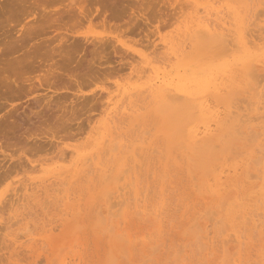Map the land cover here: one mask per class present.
I'll return each instance as SVG.
<instances>
[{"label":"rangeland","instance_id":"1","mask_svg":"<svg viewBox=\"0 0 264 264\" xmlns=\"http://www.w3.org/2000/svg\"><path fill=\"white\" fill-rule=\"evenodd\" d=\"M93 1L0 0V166H3L1 163L4 164V161H8V169H14L9 171L5 163L4 173V167H0V204L6 202L1 199H8L7 206L11 209L5 204L7 211L4 210L6 207L2 210L6 215L3 214L4 211L0 212V264H199L203 256L205 262L202 260V264H229L230 257L235 264H264V217L257 220L258 225L255 222L254 225L249 223L241 227L239 239L232 235L241 221L238 218L234 220L233 215L239 213H233L234 209L242 207L241 211H247L250 215L264 211V194L261 193L264 191V183L260 180L253 190L250 189L252 184L250 186L243 181L246 169L242 170L239 156L241 151L246 154L253 153L252 160L257 156L258 159L264 158V118L260 117L264 116V109L255 110V100L261 96L264 98V63H257L258 67H255V82L258 83L263 76V80L258 83V91L260 89L261 92L252 87L253 84L247 85L252 87L248 89L240 82L241 86L237 88L234 97L243 98L235 101L233 98V102L239 101L238 104L233 103L234 105L238 106L240 103L242 109H245L239 111L242 114L247 112L250 117L244 126V134L227 137L221 145L215 147L210 156L200 153L190 158L193 161H189L183 153L186 147L184 140L187 124L180 123L171 112L154 110L149 98H146L156 76L172 75L177 64L182 61H190L193 64L219 62L220 57L214 49L196 46L185 35V29L196 8L201 12L204 6L213 4L218 7L221 4L218 9H222L221 13L226 18H231L232 15L229 12L227 14V10L234 7L240 17L242 16L241 19L247 16L248 22H251L252 18L256 17L255 9L264 10V0H242L244 3L241 0H178L183 6L186 4L182 9L177 0H99L98 3L95 0L97 4ZM263 14L257 15L258 19L253 20L258 23L255 24L256 27L252 25L255 28L250 26L252 23H246L249 24L247 28L250 30H257L259 36L252 35L253 38L258 40L262 35L263 43L254 39L257 44L255 50H264ZM111 15L117 16V19H111ZM251 32L256 34L252 30ZM75 41L77 44L79 42L80 46L77 47L81 49L77 48L78 51L73 47L72 50L78 52L70 51V60L66 54L68 57L63 61L64 55L61 56L60 50L57 52V47L60 49V44L64 42L61 49L63 51L71 42L76 44ZM101 41H104V45ZM109 41L113 43L112 46L110 43L105 44ZM69 50L67 47L65 52ZM235 53L236 48L233 45L222 56L232 63ZM13 83L14 91L11 87L14 86ZM16 84H21V91H16ZM33 87L41 89L34 91ZM245 92H248L247 95ZM244 100L249 103L247 108ZM113 116L123 120H119L114 126ZM255 116L260 118L253 120ZM247 129L252 130L253 134L262 133L257 135L259 137H253L256 138L252 139L255 141L253 144L250 142L251 138L249 142L246 140L252 136L248 135L250 132H246ZM114 143L116 147L114 146L112 156L110 148H113ZM258 146L263 149L257 148ZM229 147H232L229 154L233 159L223 163L222 151ZM208 159H213V163H220L216 173L223 167L222 175H227L222 177V180L231 184V187L226 189L228 192L225 190L230 196L228 203L232 204L231 208L227 204L219 203L214 194L208 189L205 190L206 173L213 164ZM22 164L24 167L20 166ZM235 164L239 165L237 173L228 170ZM251 164L250 173H258L260 179L264 177V165H255L256 162L254 164L253 161ZM78 168H82V171L75 174L74 171ZM146 168L148 172L145 171ZM105 172L109 175L108 179L104 176ZM189 174L195 179H191ZM121 176L122 180L118 181ZM51 179L53 182H61L54 185L55 182L51 183ZM254 179L251 177L249 181L253 182ZM62 180L66 182L63 186ZM125 182L128 183L127 186ZM209 182L212 183L211 180ZM21 183L25 184L22 186ZM45 183L47 194L43 192ZM31 184L35 188L40 186L41 192L31 187ZM18 186H21L22 190L20 188L18 191ZM27 187L30 189L26 190ZM117 187L123 188L120 191ZM14 190L16 196L17 193L23 192L25 195L23 193L22 197L19 195L16 198ZM106 192H109L110 202L124 198L119 200L121 203L124 200V205L120 203L119 213L115 212L119 207L116 203L114 207L108 206L109 201L104 198ZM49 193L54 194L53 198H60L62 193L64 195L58 198V203ZM23 196L30 201L32 199V202H27ZM43 197L48 203L49 199H52V203L48 206L46 201L42 202ZM14 198L19 202L17 200V204L11 205V202L16 200ZM130 198L133 200H129ZM18 205L20 209L16 208ZM97 209L100 216L97 215ZM207 209L209 215L211 210H214L218 217L220 214L223 226L218 225L224 228L222 231L219 230L221 227L216 225L217 221L220 223L216 215L211 214L216 219L207 221V214L204 213ZM108 211L114 212V216ZM137 211L141 212L138 216ZM115 213H118L119 217ZM7 214L14 215L12 218L15 215L17 218L19 214L18 222L14 218V224H11L13 220ZM194 216L197 227L196 223L193 225ZM5 217L9 218L8 220L11 218V222ZM99 217L104 219L99 220ZM5 220L10 224L4 223ZM1 222L8 228L2 227L4 224ZM117 233H125V236L122 234L121 239L122 236L116 235ZM196 234H199V241L205 245L204 250L198 247ZM227 237H230L228 241ZM233 237L238 241H233ZM223 238L227 243L222 244ZM149 245H156L157 248L153 247L154 252ZM224 246L229 256L226 261L222 257ZM59 247L66 249H60L63 251L61 252L58 251ZM260 249L263 250L262 253ZM233 250L237 253L231 255ZM112 255L113 262L110 261ZM174 256L178 260L173 262Z\"/></svg>","mask_w":264,"mask_h":264},{"label":"bare ground","instance_id":"2","mask_svg":"<svg viewBox=\"0 0 264 264\" xmlns=\"http://www.w3.org/2000/svg\"><path fill=\"white\" fill-rule=\"evenodd\" d=\"M95 1V0H94ZM94 1H93V3H94ZM98 1L99 0H97V3H98ZM233 1V0H232ZM242 1V0H241ZM251 1V0H250ZM177 2H179L178 0H177ZM243 3H244V1H242ZM241 2V3H242ZM247 2V1H246ZM95 3H96V1H95ZM96 3V4H97ZM179 3H181V1L179 2ZM215 3V2H214ZM227 3V2H226ZM231 3V2H230ZM230 3H228L229 5H230ZM236 3V2H235ZM240 3V4H241ZM257 3V2H256ZM182 4V3H181ZM181 4H179L180 5V8L182 9V7H186V4H184L185 6H183V4H182V6H181ZM221 5V4H220ZM220 5H218V7H216V6H213V4H210L209 6H204L203 7V11H201V12H199L200 11V9H198V8H196V11H195V14L193 15V17H192V19H191V21H190V23L188 24V26L186 27V29H185V35L188 37V40H190V42H192V43H194V45H196V46H199V47H201V48H204V49H206V48H212V49H214L215 50V53H216V55L218 56V57H220V59H219V62L217 63H215V64H212V63H206V62H202V63H199V64H193L192 62H190V61H182V62H180L179 64H177V67H176V69H175V71H174V73L172 74V75H167V76H159V75H157L156 76V78H155V81L153 82V84L149 87V90L147 91V95H146V98H149V102L153 105L152 107L154 108V110H156V111H165V112H171V113H173L175 116H176V118L178 119V121L180 122V123H184V124H187V129H186V132H185V140H184V144L186 145V147L184 148V150H183V153H184V155H186L187 157H188V159H189V161L191 160V161H193L192 159H190V158H192V157H194L195 155H197V154H200V153H205L207 156H210L212 153H214V151H215V147L217 148V146H219V145H221V143H222V141H224V139H226L227 137H236L237 135H239L240 133H243L245 130H244V126L248 123V121L250 120V117L248 116V114H247V112L245 113V114H242L240 111H239V109L241 110L242 109V106H240V103H239V107L238 106H236V105H234L233 103H237L238 104V102H233V98H234V101L235 100H242V98L243 97H241L240 99H237V98H235L234 97V95H235V92H237V88L238 87H240L241 86V84H240V82H242V83H244L246 86L247 85H250V84H253V86L252 87H254L257 91H258V88H259V85L260 84H258V83H260L261 82V80H263V76L260 78V81L257 83V82H255V79H256V77H257V74H256V69H255V67H258L257 66V63H261V62H263L264 63V50L262 49V48H258V50H255V47H257V44L255 43V40L254 39H256V37H254L253 38V36L255 35V36H259V35H257L258 33H256V31L257 30H255V29H253V28H255L256 26H255V24H258L257 22H255L254 23V21L253 20H255L256 18L258 19V17H257V15H262L264 12H262V11H264L263 9L262 10H260V8H258V10L257 9H255L253 12H254V14L256 15V17H254L255 19H253L252 18V21H251V19H250V21L251 22H248L249 20H248V17L247 16H245V17H243V19H241V17H240V15H239V12L233 7V8H228V10H227V14H228V12H229V14L230 15H232V17L231 18H226V16H224L222 13H221V10L220 9H218L219 8V6ZM225 5V4H224ZM245 5H247L248 6V4H246L245 3ZM244 5V6H245ZM188 6V5H187ZM234 6H235V4H234ZM246 6V7H247ZM251 7V6H250ZM236 8H237V6H236ZM239 8V7H238ZM237 8V9H238ZM241 8H244L245 9V7H241ZM184 9V8H183ZM243 9V10H244ZM250 9V8H249ZM249 9H248V13H249ZM224 10V9H223ZM242 10V9H241ZM260 10V11H259ZM241 12V11H240ZM245 12H247V10L245 11ZM253 12H251L252 14H253ZM262 12V13H261ZM182 13V12H181ZM256 13H258V14H256ZM226 15V14H225ZM242 15H243V13H242ZM245 15V14H244ZM243 15V16H244ZM264 15V14H263ZM112 17H111V19H117V16H115V15H111ZM251 16H253V15H251ZM250 18V17H249ZM260 20V19H259ZM263 21V20H262ZM249 23V24H251L250 26L251 27H253V26H255V27H253V28H251L250 26V28H251V30L254 32V33H256V34H253L252 32H251V30L249 29V28H247V26L249 25V24H247L246 25V23ZM264 24V23H263ZM181 25V24H180ZM253 25V26H252ZM260 26V25H259ZM181 27V26H180ZM261 27V26H260ZM264 27V26H263ZM247 28V29H246ZM259 32V31H258ZM264 34V33H263ZM253 35V36H252ZM257 38H259V37H257ZM68 40H69V38H67ZM261 39H262V35H261ZM261 39H258V40H261ZM67 40V41H68ZM257 40V39H256ZM257 40V41H258ZM65 41V40H64ZM72 41V40H71ZM262 41V40H261ZM70 42V41H69ZM68 42V43H69ZM73 42H74V40H73ZM73 42H71V44L69 45V46H65L66 48H64L65 50H61L62 49V47H64V42L62 43V45L60 44V49L57 47V52H59V50L61 51V52H59V53H61V56L62 55H64V56H62L63 58H62V60L64 61V60H66L65 58H67L68 56H66V54L67 55H69V57L67 58L68 60H70L69 58L71 57L70 56V54H68V53H71L70 51H73L72 49H74L73 47H76L75 49H77V48H79V47H77V45L79 44V42H78V44L76 43V41H75V43L76 44H74ZM100 42V41H99ZM102 42V41H101ZM104 42V41H103ZM102 42V43H103ZM67 43V42H66ZM65 43V44H66ZM108 43H110L111 44V41H109V42H105V44H108ZM262 43H263V41H262ZM73 44H74V46H73ZM109 44V45H110ZM113 44V43H112ZM112 44H111V46H112ZM170 44V43H169ZM186 44V43H185ZM99 45H100V43H99ZM103 45H104V43H103ZM109 45H105V47H109ZM235 46V48H236V53H235V55H234V58H233V62L231 63L229 60H227V59H224L223 58V53L225 52V51H227L231 46ZM70 46H72L71 47V50H69V47ZM78 46H80V45H78ZM100 46H102V45H100ZM99 46V47H100ZM67 47H68V52H65V51H67ZM104 47V46H103ZM103 47H101V49H103ZM104 47V48H105ZM114 47V46H113ZM116 47V46H115ZM170 47V46H169ZM187 48V47H186ZM79 49H81V48H79ZM169 49V48H168ZM78 50V49H77ZM77 50H74L73 52L75 53V51H77ZM79 51V50H78ZM77 51V52H78ZM177 51H179V50H177ZM176 51V52H177ZM191 51H193V50H191ZM62 52H64V53H62ZM72 52V54H74ZM76 52V53H77ZM168 52V51H167ZM171 52H172V50H171ZM192 53V52H191ZM58 55H60V54H58ZM179 55V54H178ZM61 56H59L60 58H61ZM66 56V57H65ZM230 57V56H229ZM228 57V58H229ZM232 57V56H231ZM230 57V58H231ZM172 59V58H171ZM204 59V58H203ZM67 60V61H68ZM147 60V59H146ZM169 60V59H168ZM153 61V60H152ZM200 61H202V60H200ZM199 61V62H200ZM150 62V61H149ZM194 62V61H193ZM195 62H198V61H195ZM146 63H148V62H146ZM150 64V63H149ZM155 64V63H154ZM163 64V63H162ZM259 65V64H258ZM153 67H155L154 65H153ZM152 67V68H153ZM143 69H145L144 67H142ZM170 68V67H169ZM174 68V67H173ZM168 69V68H167ZM155 70V69H154ZM164 70V69H163ZM172 70V69H171ZM142 71V70H141ZM150 71V70H149ZM156 72V71H155ZM154 73V72H153ZM158 73V72H157ZM141 75V74H140ZM142 76V75H141ZM140 76V77H141ZM260 76V75H259ZM154 78V77H153ZM258 80H259V78H258ZM258 80H256V81H258ZM264 82V81H263ZM14 84V83H13ZM13 84H11V85H13ZM139 84V83H138ZM258 84V85H257ZM17 85V84H16ZM141 85V84H140ZM43 86H49V85H43ZM135 86H139V85H136L135 84ZM143 86V85H142ZM12 87V91H14L15 90V84H14V86H11ZM13 87H14V89H13ZM17 89H16V91H21L20 90V88L19 87H21V84H20V86H18L17 85ZM252 87H250V86H247V87H245V88H251L252 89ZM7 88V87H6ZM23 88H24V85H23ZM39 88V87H38ZM38 88H35L36 90H38ZM128 88V87H127ZM133 88V87H132ZM136 88V87H135ZM19 89V90H18ZM21 89H22V87H21ZM35 89H34V87H33V90L35 91ZM39 89H41V88H39ZM43 89V88H42ZM264 89V88H263ZM6 91H7V89H6ZM5 91V92H6ZM10 91V90H9ZM246 91V90H245ZM11 92V91H10ZM123 92H126L127 93V91H123ZM244 92V91H243ZM255 92V91H254ZM258 92H261L260 91V89H259V91ZM257 92V93H258ZM263 93H264V91H262ZM8 93V92H7ZM11 93H13V92H11ZM129 93V92H128ZM134 93V92H133ZM246 93V92H245ZM248 93V92H247ZM247 93H246V95H247ZM121 94V93H120ZM255 95H256V92H255ZM261 95V94H260ZM122 96V95H121ZM115 97V96H114ZM114 97H112V98H114ZM94 99V98H93ZM92 99V100H93ZM246 99V98H245ZM254 99H255V97H254ZM111 100V99H110ZM117 101V100H116ZM241 102V101H240ZM120 103V102H119ZM119 103H118V105H119ZM133 103V102H132ZM243 103H245L244 105H245V108H247V105L249 104V103H246V101L244 100V102ZM104 104V103H103ZM102 104V105H103ZM109 105V104H108ZM252 105H254L253 103H252ZM255 105H256V107H255V110L256 111H258L259 109H261V108H263L264 109V98L261 96V97H259V98H257L256 100H255ZM110 107V106H109ZM128 107H129V105H128ZM138 107V106H137ZM120 108H122L121 106H120ZM112 109V108H111ZM123 109H124V106H123ZM251 109H253V108H251ZM242 110H245V109H242ZM247 110V109H246ZM117 111V110H116ZM125 111V110H124ZM109 112V111H108ZM107 114V113H106ZM253 114V113H252ZM125 115H127V114H125ZM104 117V116H103ZM116 117L117 116H113L112 117V121H113V123L115 124L114 126H116L117 124L116 123H118V121L119 120H123V118H120L119 120L118 119H116ZM252 118H253V116H251ZM257 116H255L254 117V119L253 120H256L257 118H260V117H262V118H264V116H258L257 118H256ZM110 121V120H109ZM123 124V123H122ZM257 125V124H256ZM261 125V124H260ZM253 126H255V125H253ZM258 126V125H257ZM249 127V126H248ZM260 127V126H259ZM103 128V127H102ZM260 129V128H259ZM144 131V130H143ZM146 131V130H145ZM251 131L252 130H249V129H247V131L246 132H250V134H248L249 136H251V137H249L248 139L246 138V140L249 142V139L250 140H252V139H254V140H256V138H253V137H256L258 134L259 135H261L260 133H255V134H253L254 132L252 131V133H251ZM97 133V132H96ZM143 133V132H142ZM244 134V133H243ZM158 135V134H157ZM247 135V136H248ZM97 137V136H96ZM257 137H259V136H257ZM96 140V139H95ZM106 139H104V141H105ZM109 140V139H108ZM137 140V139H136ZM254 140H252V141H250L251 143L254 141ZM34 141V140H33ZM35 142V141H34ZM37 142V141H36ZM114 142V141H113ZM116 142V141H115ZM145 142V141H144ZM255 142V141H254ZM239 143V142H238ZM237 143V144H238ZM33 144V143H32ZM108 144H110V143H108ZM131 144V143H130ZM247 144V143H246ZM253 144V143H252ZM92 146V145H91ZM90 146V147H91ZM115 143L114 144H112V147L113 148H110L111 149V151H112V156H113V150H115ZM236 147V146H235ZM260 146H258L257 148H259ZM263 147H264V145H263ZM154 148V147H153ZM237 148V147H236ZM243 148H244V146H243ZM83 149V148H82ZM231 149H232V147H229V148H227V149H225V150H223L222 151V156H224V161H223V163H227L226 161L228 160V159H233V158H231L232 156L229 154V152L231 151ZM259 149H261V147L259 148ZM263 149V148H262ZM261 149V150H262ZM154 150H155V148H154ZM237 150V149H236ZM243 150V149H242ZM264 150V149H263ZM71 151V150H70ZM82 151V150H81ZM135 151V150H134ZM244 151V150H243ZM247 151H248V149H247ZM257 151V150H256ZM28 152H29V150H28ZM31 152V151H30ZM136 152V151H135ZM155 153H156V151H154ZM233 152V151H232ZM22 153H23V151H22ZM68 153H70V152H68ZM82 153V152H81ZM134 153V152H133ZM159 153V152H158ZM233 153H238V152H233ZM241 153V154H240ZM240 153H239V156H240V160H241V165L243 166V168H242V166H240V168H242V170H244V169H246V176L244 177L245 178V180H243L244 182H247V183H249L250 184V186H251V184H252V186L250 187V189H254L255 187H256V185L259 183V181L260 180H262V183H264V177H261V179H260V177L257 175V174H251L250 173V169H251V167H252V164H251V161H253V163L255 164V162H256V164L255 165H260L261 164V166H263L264 165V155H263V159H258V156H257V158H255V160L253 159L252 160V158H253V156H254V154L253 153H244V152H241L240 151ZM256 153V152H255ZM23 154H26V152H24ZM71 154H72V152H71ZM232 154V153H231ZM263 154V153H262ZM94 155V154H93ZM242 155V156H241ZM258 155V154H257ZM236 156H238V154L236 155ZM236 156H234L235 158H236ZM262 156V155H261ZM120 157V156H119ZM139 158V157H138ZM93 159V158H92ZM17 160V159H16ZM18 160H21V159H18ZM26 160V159H25ZM32 160V159H31ZM30 160V161H31ZM86 160H89V158H86ZM209 161H212V163H213V159H208ZM2 161H3V159H2ZM22 161V160H21ZM93 161V160H92ZM237 161V160H236ZM78 162H79V160H78ZM140 162H141V159H140ZM5 163H6V161H4V164L3 163H1V165H3V166H0V167H4L3 169H5ZM8 161H7V163H6V166L8 165ZM13 163V162H12ZM21 163H23V162H21ZM90 164H91V162H89ZM142 163V162H141ZM216 163V162H215ZM215 163H213V164H211L210 165V168L207 170V172L208 173H206V179H205V184H206V187H205V190L206 189H208L212 194H214V196H216L217 198V200H218V202L219 203H223L224 205L225 204H227V206H229L230 208L232 207V204H229L228 203V201H229V199H230V196H228V191L226 190L227 189V187H229L231 184H229L228 182H227V180H226V182L225 181H223L222 180V177H227V175L225 174H223L222 175V173L224 172V169H223V167H221L220 169H219V173H216V172H218V167H220L219 166V162H218V164L216 163V165H214ZM17 164H20V163H17ZM16 164V165H17ZM24 164H28V162L27 163H25L24 162ZM113 164V163H112ZM143 164V163H142ZM10 165H11V162H10ZM13 165L15 166V164L13 163ZM29 165V164H28ZM107 165V164H106ZM109 165V164H108ZM143 165H145V164H143ZM184 165V164H183ZM9 166V165H8ZM8 166H7V169H8ZM21 167L23 166V164L22 165H20ZM27 166V165H26ZM31 166V165H30ZM64 166V165H63ZM77 166V165H76ZM24 167V166H23ZM33 166H31L30 168H32ZM35 167V166H34ZM109 167V166H108ZM112 167H113V165L111 166V168L109 169V171L110 170H112ZM139 167V166H138ZM142 167V166H141ZM239 167V165H233V167H231V169H228V170H231L233 173L234 172H236L237 171V168ZM18 168H20V167H18ZM97 168V167H96ZM95 168V169H96ZM130 168V167H129ZM194 168V167H193ZM9 169H10V167H9ZM8 169V170H9ZM33 169V168H32ZM94 169V168H93ZM105 169V168H104ZM187 169H188V167H187ZM186 169V170H187ZM12 170H14V169H12ZM12 170H9V171H12ZM106 170V169H105ZM104 170V171H105ZM108 170V169H107ZM125 170H128L127 168H125ZM124 170V172H125V174H126V171ZM228 170H227V172H228ZM82 171V168H78V169H76L74 172H75V174H77V173H79V172H81ZM129 171V170H128ZM145 171H147V168H146V170ZM144 171V172H145ZM187 171H189V170H187ZM103 172V171H102ZM108 172V171H107ZM107 172H105V174H104V176L105 177H107V179L109 178V175L107 174ZM123 172V173H124ZM148 172V171H147ZM190 172V171H189ZM226 172V173H227ZM4 173H6V169H5V172ZM9 172H7V174H8ZM70 173V172H69ZM110 173H111V171H110ZM146 173V172H145ZM237 173V172H236ZM239 173V172H238ZM83 174V173H82ZM88 174V173H87ZM102 174V173H101ZM108 176H107V175ZM154 174V173H153ZM179 174V173H178ZM198 174V173H197ZM196 174V175H197ZM40 175V174H39ZM61 175V174H60ZM123 175V174H122ZM190 175V174H189ZM236 175V174H235ZM66 176V175H65ZM68 176V175H67ZM142 176V175H141ZM140 176V177H141ZM159 176V175H158ZM191 177V179H195L192 175H190ZM251 177L253 178H255L254 180H253V182L252 181H249V179H251ZM66 178V177H65ZM65 178H64V180H65ZM161 177L159 176V179H160ZM164 178V177H163ZM230 178H231V176H230ZM119 179L120 180H122V176L121 177H119L118 178V181H119ZM25 180H27V179H25ZM46 180V179H45ZM52 180V179H51ZM55 180V179H54ZM64 180H62V181H64ZM209 180H211V182L212 183H210L209 182ZM72 181V180H71ZM73 181H74V179H73ZM103 181H106V180H104L103 179ZM131 181H133V180H131ZM148 180H146V182H147ZM29 182V181H28ZM37 182V181H36ZM45 182V181H44ZM55 182V181H54ZM53 182V180H52V182L51 183H54ZM61 182V181H60ZM59 182V183H60ZM65 182V181H64ZM61 183V185L63 186L64 184H66V182L65 183ZM100 182H101V180H100ZM122 182V181H121ZM145 182V183H146ZM149 182V181H148ZM233 181H231V183H232ZM236 182V181H235ZM251 182V183H250ZM31 183H33V182H31ZM35 183V182H34ZM38 183H40L39 181H38ZM58 183V181L56 180V182L54 183V185L55 184H57ZM58 183V184H59ZM126 183V185L125 186H127L128 185V183L127 182H125ZM237 183V182H236ZM236 183H234V184H236ZM22 184V186H23V184H25V183H21ZM30 184V183H29ZM29 184H27V185H29ZM41 184V183H40ZM43 184V183H42ZM46 184L47 183H45V187H44V185H42L43 187H44V193H46L47 194V192H48V189H47V186H46ZM129 184H130V182H129ZM147 184V183H146ZM50 185V184H49ZM49 185H48V188H49ZM122 185H123V183H122ZM189 185V184H188ZM191 185V184H190ZM195 184H192V186H194ZM244 185V184H243ZM34 185H32L31 184V187H33ZM42 186H41V188H42ZM51 186H52V184H51ZM58 186V185H57ZM56 186V188H58ZM62 186L60 187V185H59V188H61L62 189ZM69 186H70V184H69ZM95 186V185H94ZM30 187V186H29ZM119 187V186H118ZM117 187V188H118ZM129 187V186H128ZM231 187V186H230ZM242 187V186H241ZM20 188H21V190H22V187L21 186H18V191H20ZM33 188H35V187H33ZM39 188H40V186H39ZM39 188H35V189H38V191L39 192H41L40 190L41 189H39ZM54 188V189H53ZM53 188H51V190L53 189V191H55V187L53 186ZM59 188H58V190H59ZM123 188V187H122ZM122 188H120V189H122ZM147 188V187H146ZM199 188V187H198ZM233 188H235V187H233ZM15 190H17L16 188H14ZM28 189H30V188H28L27 187V189L26 190H28ZM68 189V188H67ZM119 188H118V190H120ZM232 189V188H231ZM230 189V190H231ZM257 189H258V187H257ZM9 190V189H8ZM15 190H14V192H15ZM33 190V189H32ZM57 190V191H58ZM71 190V189H70ZM197 190V189H196ZM207 190V191H208ZM227 192H226V191ZM261 190V189H260ZM260 190H257V192L258 191H260ZM7 191V190H6ZM36 191V190H35ZM56 191V192H57ZM121 191V190H120ZM119 191V192H120ZM143 191H144V189H143ZM33 191H30V193L33 195L34 194V192L32 193ZM42 192V193H43ZM51 192V191H50ZM131 192H132V190H131ZM148 192V191H147ZM166 192V191H165ZM255 192V191H254ZM21 193H22V191H21ZM24 193V194H23ZM22 194L23 195H25V192H23ZM41 193V194H42ZM58 193H60V192H58ZM76 193V192H75ZM107 194L104 196V195H102V196H104V198H106V200H108L109 201V203H108V206L111 208V207H114L115 205H117V206H119L118 207V210H115V212H120L121 210H119L120 209V206L121 205H124L123 203H124V200H122V203L121 202H119V200L122 198H120V199H117L116 201L117 202H119L118 204H117V202H115V200H113L112 202H110V197H109V192H106ZM112 193V192H111ZM125 193H126V191H125ZM130 193V192H129ZM262 194H264V191H262L261 192ZM22 194H18L17 193V196L19 197V195H20V197H22L21 195ZM28 195H30L29 193H27ZM120 194V193H119ZM121 194H123V193H121ZM142 194H143V192H142ZM148 194V193H147ZM28 195H26V196H28ZM35 195H36V193H35ZM42 195H44V197L45 196H47L48 197V195H45V194H42ZM41 195V196H42ZM62 195H64V193H62ZM62 195H61V197H62ZM117 195H118V193H117ZM117 195L114 197V198H116L117 197ZM189 195H191V194H189ZM13 196H14V194H13ZM17 196H16V192H15V197L17 198ZM49 196H51V198H53V196H54V194L52 195V193H51V195H50V193H49ZM90 196V195H89ZM88 196V197H89ZM108 196V197H107ZM142 196V195H141ZM11 197H12V195H11ZM24 198H26L27 199V197H25V196H23ZM43 197V198H44ZM46 197V198H47ZM56 197V196H55ZM54 197V198H55ZM60 197V198H61ZM98 197V196H97ZM119 197V196H118ZM129 197V196H128ZM159 197V196H158ZM157 197V198H158ZM264 197V196H263ZM10 198V197H9ZM16 198H14V200L16 199ZM32 198H34V197H32ZM54 198H53V200H54ZM59 198V196L57 197V198H55V202L57 201V200H59L58 199ZM64 198V197H63ZM108 198V199H107ZM132 198V197H131ZM129 199V200H133V199ZM208 198V197H207ZM20 200L22 199V198H19ZM122 199H124V198H122ZM126 199V198H125ZM195 199H197V198H195ZM214 199V198H213ZM212 199V200H213ZM3 200H5L6 202H2L1 204H3V205H1L0 204V209H1V211L0 212H2V211H4V210H6L7 211V207L9 206L8 204H7V202L9 201L8 199H1V201H3ZM10 200H12L11 198H10ZM17 200L18 199H16L15 201H16V203H13V202H15V201H13V202H11L12 204L11 205H13V204H17ZM24 200V199H23ZM22 200V201H23ZM37 200V199H36ZM40 200V199H39ZM48 200V199H47ZM50 200V201H49ZM48 201L50 202V203H52V199H49ZM135 201H136V198L134 199ZM142 200V199H141ZM140 200V201H141ZM21 201V202H22ZM27 202L28 201H30V199L28 200H26ZM44 201H46V199L44 198V200L42 201V202H44ZM63 201V200H62ZM68 201V200H67ZM107 201V202H108ZM121 201V200H120ZM205 201V200H204ZM18 202H19V200H18ZM21 202H20V205H21ZM32 202V199H31V201L29 202V203H31ZM47 202V201H46ZM58 203H59V201H57ZM60 202H61V200H60ZM87 202V201H86ZM114 202V203H113ZM197 202V201H196ZM48 203V202H47ZM50 203H48V206H49V204ZM116 203V204H115ZM120 203H121V205H120ZM232 203V202H231ZM241 203V202H240ZM5 204H6V206H5ZM9 204H10V202H9ZM24 204V203H23ZM22 204V205H23ZM27 205H28V203H26ZM26 204H25V206H26ZM34 204H35V202H34ZM37 204V203H36ZM35 204V205H36ZM54 204V203H53ZM57 204V203H56ZM88 204H90V203H88ZM115 204V205H114ZM196 204V203H195ZM235 204H237V203H235ZM234 204V205H235ZM20 205H18L16 208H18ZM58 205V204H57ZM193 205V204H192ZM217 205V204H216ZM223 205V206H224ZM29 206V205H28ZM47 206V207H48ZM51 206V205H50ZM59 206V205H58ZM100 206V205H99ZM2 207V208H1ZM4 207H6L4 210H2ZM11 208L12 207H14V206H10ZM81 207V206H80ZM90 207V206H89ZM197 207H199L198 205H197ZM214 207V206H213ZM225 207V206H224ZM240 207V206H239ZM21 208H22V206H21ZM26 208V207H25ZM25 208H23V209H25ZM44 208V207H43ZM99 208V207H98ZM227 208V207H226ZM252 208V207H251ZM255 208V207H254ZM8 209L9 210H11L9 207H8ZM18 209H20V207L18 208ZM52 209V208H51ZM58 209V208H57ZM62 209V208H61ZM228 209V208H227ZM233 209V208H232ZM241 209H242V207L240 208V209H234L233 210V213H236V212H239L237 215L235 214V215H233V218H234V220L236 219V218H238V219H240L241 221L237 224V228H235L234 229V234L232 233V235H234L237 239H239L240 238V232H239V229L241 228V227H243L244 225H248L249 223L250 224H255V222H257V220H260L261 218H263L264 217V211L263 210H261L260 212L258 211V212H256V213H252V215H250L249 214V212H247V211H241ZM249 209H250V207H249ZM253 209V208H252ZM43 210V209H42ZM104 210V209H103ZM258 210V209H257ZM14 211H15V209H14ZM44 211V210H43ZM42 211V212H43ZM47 211V210H46ZM81 211V210H80ZM99 209H97V215H99L100 216V214H98L99 212ZM205 211V210H204ZM208 209L206 210V212H204L205 214H207L206 215V218L208 219L207 221H213V220H215L214 218H213V216L211 215V214H213V215H216V213H214L215 211L214 210H211L210 211V215L212 216V217H210V215L208 214ZM250 211V210H249ZM5 212V211H4ZM13 212V211H12ZM20 212V211H19ZM22 212V211H21ZM20 212V213H21ZM30 212V211H29ZM36 212V211H35ZM76 210H75V214H76ZM109 213H110V211H108ZM118 212V213H119ZM213 212V213H212ZM3 213V212H2ZM2 213H0V214H2ZM9 213H10V211H9ZM15 213V212H14ZM18 213V212H17ZM16 213V214H17ZM25 213V212H24ZM59 213V212H58ZM65 213V212H64ZM70 213V215H71V212H69ZM74 212H72V214H73ZM86 213H87V211H86ZM114 213V212H113ZM113 213H110V215L111 216H114V214ZM118 213H115L116 215L118 214ZM139 213H141V212H138L137 211V216L139 215ZM4 215H6V212L5 213H3ZM23 214V213H22ZM21 214V215H22ZM44 214H45V211H44ZM78 214V213H77ZM83 214V213H82ZM108 214V213H107ZM187 214V213H186ZM192 214V213H191ZM11 215V214H10ZM9 214H7V216L8 217H13L12 215L10 216ZM46 215V214H45ZM57 215V214H56ZM61 215H62V212H61ZM115 215V216H116ZM120 215V214H119ZM125 215V214H124ZM146 215V214H145ZM148 215V214H147ZM24 216V215H23ZM66 216V215H65ZM118 216V215H117ZM196 216V215H195ZM194 216V219H193V225H195V223H196V227L198 226V224H197V222H195L196 220H195V217ZM208 216V217H207ZM225 216V215H224ZM251 216H253V217H257V218H253V217H251ZM1 217H3V215L1 216ZM15 217H16V215H15ZM14 217V218H15ZM18 217H20L19 216V214H18V216H17V218ZM25 217V216H24ZM24 217H21V218H24ZM43 217H45V216H43ZM103 217V216H102ZM119 217V216H118ZM216 217H218L217 215H216ZM221 216H220V214H219V217H218V219H219V221H220V223L217 221H214V222H216L217 224L216 225H220L221 224V226H223L222 225V222H221V218H220ZM7 217H5V219H6ZM11 218H10V220H8V219H6V220H8V221H10L11 222ZM14 218H12V220L14 219ZM17 218H15L16 219V222H18V220H17ZM86 218V217H85ZM210 218H212L211 220H209ZM101 219V217H99V220ZM104 218H102L101 220H103ZM145 219V218H144ZM144 219H142L143 221H144ZM148 219V218H147ZM156 219V218H155ZM186 219V218H185ZM205 219V218H204ZM237 219V221H239ZM5 220V222L4 223H6L7 221ZM110 220V219H109ZM224 220H225V218H224ZM2 221V220H1ZM3 221H4V217H3ZM2 221V222H3ZM236 221V222H237ZM1 222V224H4V223H2ZM13 223H11V224H14V220L12 221ZM98 222H100L101 224H103L104 223V221L103 222H101V221H98ZM120 222V224H121V220L119 221ZM149 222V221H148ZM9 222H7L6 224H8ZM169 223V222H168ZM183 223V222H182ZM200 223H201V221H200ZM213 223V222H212ZM10 224V223H9ZM191 224V223H190ZM190 224L188 225L189 227H191L190 226ZM226 224V223H225ZM257 225H258V222L256 223ZM110 225V224H109ZM108 225V227H112V226H109ZM151 225V222H150V224H149V226ZM218 225V227H221V226H219ZM257 225H255V226H257ZM8 226H11V225H8ZM120 226V225H119ZM188 226H186L187 228H188ZM231 226V225H230ZM236 226V225H235ZM2 227H4L5 229L6 228H8L5 224L4 225H2ZM116 227V226H115ZM0 228H1V226H0ZM170 228V227H169ZM229 228V227H228ZM231 228V227H230ZM248 228V227H247ZM148 229V228H147ZM200 229V228H199ZM222 229H224V228H220L219 230L220 231H222ZM244 229V228H243ZM107 230H110V229H107ZM149 230V229H148ZM176 230V229H175ZM230 230V229H229ZM245 230V229H244ZM177 231V230H176ZM200 231V230H199ZM213 231V230H212ZM227 231V230H226ZM247 231V230H246ZM171 232V231H170ZM211 232V231H210ZM209 232V233H210ZM248 232V231H247ZM110 233V232H109ZM128 233V232H127ZM186 232H184V234H185ZM119 233H117L116 235H118ZM123 235L125 234V233H122ZM122 234L120 233L119 234V236L121 235L122 236ZM221 234H223V233H221ZM228 235L230 234V233H227ZM260 234H262V233H260ZM109 235V234H108ZM197 235V234H196ZM199 235V234H198ZM196 236L197 238V240L199 241V236ZM120 236V237H121ZM125 236V235H124ZM159 237V236H158ZM201 237V236H200ZM206 237V236H205ZM208 237V236H207ZM164 238V237H163ZM228 239H227V241L229 240V238L230 237H227ZM121 239H123V236H122V238ZM160 239H162V238H160ZM207 239V238H206ZM233 239V241H235V242H237L236 240H234V237L232 238ZM165 240V239H164ZM208 240V239H207ZM206 240V241H207ZM222 240V239H221ZM133 241V240H132ZM217 241V240H216ZM227 241H225V239L223 238V240L221 241V242H223L222 244H225V243H227ZM157 242V241H156ZM162 241L160 240V242L159 243H161ZM11 243V242H10ZM98 243V242H97ZM127 243V242H126ZM125 243V244H126ZM158 243V244H159ZM199 244V248H201V250H204V246H203V243H201L200 241L198 242ZM207 243H209V242H207ZM42 244V243H41ZM157 244V245H158ZM201 244V245H200ZM215 244V243H214ZM49 245V244H48ZM146 245V244H145ZM209 245V244H208ZM26 246V245H25ZM44 246H45V244H44ZM150 246V245H149ZM236 246V245H235ZM263 246V245H262ZM12 247H13V245H12ZM16 247H18V246H15V248ZM42 247V246H41ZM66 247V246H65ZM65 247H62V248H60L59 247V249H58V251H61V252H63L62 250H60V249H63L64 248V250L66 249ZM68 247V246H67ZM114 247V246H113ZM136 247V246H135ZM135 247H133V249L134 250H136V251H138V249L137 248H135ZM145 247V246H144ZM150 247H152L151 248V251H155V249L154 248H157L156 247V245H151ZM154 247V248H153ZM202 247H203V249H202ZM234 247V246H233ZM14 248V249H15ZM19 248H20V246H19ZM27 248V247H26ZM161 248V247H160ZM40 249H42V248H40ZM97 249H99V248H97ZM132 249V248H131ZM222 249H223V252H222V257L224 258V261H226L227 260V258L229 257L228 256V250L227 249H225V246H224V248L222 247ZM232 249V248H231ZM234 249V248H233ZM200 250V249H199ZM200 250V251H201ZM236 250V249H235ZM235 250H233V252L231 253V255H233V254H235V253H237V252H235ZM22 251H24V250H22ZM68 251V250H67ZM110 251V250H109ZM129 251V250H128ZM182 251V249H180L179 250V252H181ZM261 253H262V251H261V249L259 250ZM162 252V251H161ZM176 252V251H175ZM179 252H177V254H176V257H178L177 255L179 254ZM190 252V251H189ZM231 252V251H230ZM259 252V253H260ZM60 253V252H59ZM133 253V252H132ZM140 253V252H139ZM206 253V252H205ZM258 253V252H257ZM63 254V253H62ZM61 254V255H62ZM126 254V253H125ZM131 254V253H130ZM181 254V253H180ZM264 254V253H263ZM60 255V254H59ZM75 255V254H74ZM73 255V256H74ZM111 255V254H110ZM127 255V254H126ZM136 255V254H135ZM174 255V254H173ZM211 255V254H210ZM237 255V254H236ZM56 256H58V255H56ZM198 256V255H197ZM201 256H203V254H201ZM263 256V258H264V255H262ZM111 257V256H110ZM112 257H113V255H112ZM124 257V256H123ZM125 258V257H124ZM204 258V256L202 257V259L198 262L199 264H202L201 262H205V260L203 259ZM231 258L232 257H230V259H229V262H231V263H229V264H235L234 263V261H231ZM53 259H54V257H53ZM141 259V258H140ZM152 259H154L153 257H152ZM168 259V258H167ZM55 260V259H54ZM54 260H52L51 259V261H53L54 262ZM112 260H114V257L111 259L110 258V261L111 262H113ZM127 260V259H126ZM145 260V259H144ZM149 260V259H148ZM175 260H178V259H175V256H174V258H173V262L175 261ZM203 260V261H202ZM264 260V259H263ZM50 261V262H51ZM60 261V260H59ZM145 261H147V258H146V260ZM184 261V260H183ZM221 261H223V259L221 260ZM180 262V261H179ZM55 263V262H54ZM140 263H142V262H140ZM177 263V262H176ZM57 264H59V263H57ZM61 264H65L64 262H61ZM113 264H114V262H113ZM139 264V263H138ZM175 264V263H174ZM204 264V263H203ZM224 264H227V263H225L224 262Z\"/></svg>","mask_w":264,"mask_h":264}]
</instances>
